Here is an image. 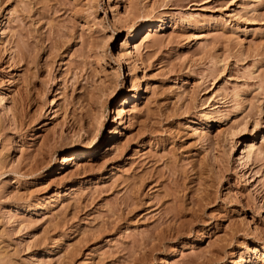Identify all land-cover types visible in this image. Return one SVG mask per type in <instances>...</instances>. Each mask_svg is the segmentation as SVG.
<instances>
[{
    "label": "rangeland",
    "instance_id": "obj_1",
    "mask_svg": "<svg viewBox=\"0 0 264 264\" xmlns=\"http://www.w3.org/2000/svg\"><path fill=\"white\" fill-rule=\"evenodd\" d=\"M0 264H264V0H0Z\"/></svg>",
    "mask_w": 264,
    "mask_h": 264
},
{
    "label": "bare ground",
    "instance_id": "obj_2",
    "mask_svg": "<svg viewBox=\"0 0 264 264\" xmlns=\"http://www.w3.org/2000/svg\"><path fill=\"white\" fill-rule=\"evenodd\" d=\"M121 110V109H120ZM122 111V110H121ZM117 112V111H116ZM66 161V160H65Z\"/></svg>",
    "mask_w": 264,
    "mask_h": 264
}]
</instances>
